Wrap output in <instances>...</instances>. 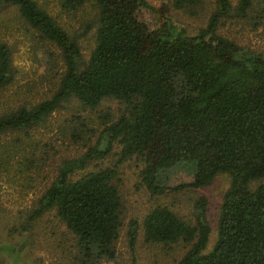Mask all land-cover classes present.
Returning a JSON list of instances; mask_svg holds the SVG:
<instances>
[{
	"label": "trees",
	"instance_id": "trees-1",
	"mask_svg": "<svg viewBox=\"0 0 264 264\" xmlns=\"http://www.w3.org/2000/svg\"><path fill=\"white\" fill-rule=\"evenodd\" d=\"M201 3L174 0L173 6L194 11ZM0 4L15 8L24 25L59 50L64 64L49 98L0 112V137L21 131L28 135L70 99L89 110L118 105L116 119L110 125V119H104L96 143L63 163L30 212V222L51 212L71 235L82 264L114 263L122 227L117 172L115 167L87 168L119 146L121 162L131 158L140 162L141 184L152 197L201 190L221 175L230 180L211 249L204 197L195 201L192 220L157 205L141 228L131 221L130 248L139 229L146 244L186 249L173 264H264V56L219 34L224 20L246 18L250 0H239L235 7L230 0H214L205 27L195 34L176 23L166 5L156 8L146 0H61L69 11L87 4L97 11L94 47L86 63L78 40L36 0ZM16 74L11 50L0 38V94ZM83 128L87 126L73 128L71 139L83 140L90 132ZM19 142L15 138L8 145V152L13 151L9 157L20 160L10 170L23 174L28 168L22 159L30 154L24 158L18 152ZM4 165L1 161L0 170ZM178 167L192 180L168 188L170 172ZM28 220L22 225L25 231L31 230Z\"/></svg>",
	"mask_w": 264,
	"mask_h": 264
},
{
	"label": "rangeland",
	"instance_id": "rangeland-1",
	"mask_svg": "<svg viewBox=\"0 0 264 264\" xmlns=\"http://www.w3.org/2000/svg\"><path fill=\"white\" fill-rule=\"evenodd\" d=\"M146 1L156 8L166 5L169 16L189 34H195L205 27L214 10V0H202L194 11L175 9L174 0ZM238 1L230 0L233 7L237 6ZM250 1L251 9L246 18L224 20L219 34L243 49L264 56V0ZM36 2L78 40L82 63H86L94 47L95 7L87 4L69 11L61 5V0ZM0 38L9 46L13 65L17 69L13 83L0 94V112L14 109L20 104L35 105L49 98L57 89L64 72L59 50L49 42L40 40L35 31L24 25L15 8L1 4ZM117 115L118 105L115 102L89 110L79 107L75 100L70 99L63 102L40 126L28 130V135L21 131L0 137V162L5 164L0 170V264H82L71 235L53 213L45 212L33 222L27 218L39 205L41 195L55 179L63 163L84 154L89 146L96 143L105 126L104 119H110V125ZM81 125L87 126L90 132L83 140L75 142L71 139L72 130H79ZM15 138H19L20 142L22 140V143H17L18 152L24 158L30 154L28 158L22 159V166L28 168L23 174L10 170L12 165L17 166L16 162L20 161L17 156L9 157L13 151L8 152V145ZM30 146H38V149L29 151ZM120 159V147L115 146L109 157L89 164L87 168L115 167L117 172L115 184L122 204V227L116 243V261L111 264H173L178 261L186 249L182 246L146 244L139 229L136 241L130 248L127 237L130 222L136 221L140 224L138 228H141L148 211L157 205H166L185 219L192 220L194 203L201 197L208 203L206 216L212 232L207 249H211L216 236L219 206L230 185L227 176L217 177L210 186L201 190H184L152 197L141 184L140 162L136 158L123 162ZM191 180L190 173L183 167L174 168L170 172L167 187L172 188ZM27 220L31 224L29 231H25L22 226Z\"/></svg>",
	"mask_w": 264,
	"mask_h": 264
}]
</instances>
